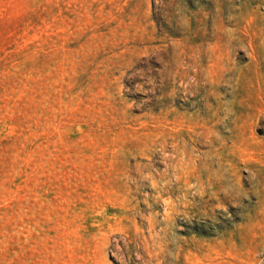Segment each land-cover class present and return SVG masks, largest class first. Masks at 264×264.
Here are the masks:
<instances>
[{
  "label": "rangeland",
  "instance_id": "374dc122",
  "mask_svg": "<svg viewBox=\"0 0 264 264\" xmlns=\"http://www.w3.org/2000/svg\"><path fill=\"white\" fill-rule=\"evenodd\" d=\"M0 264H264V0H0Z\"/></svg>",
  "mask_w": 264,
  "mask_h": 264
}]
</instances>
